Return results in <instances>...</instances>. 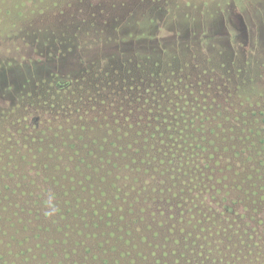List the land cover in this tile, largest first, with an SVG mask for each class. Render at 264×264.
<instances>
[{
	"label": "trees",
	"instance_id": "trees-1",
	"mask_svg": "<svg viewBox=\"0 0 264 264\" xmlns=\"http://www.w3.org/2000/svg\"><path fill=\"white\" fill-rule=\"evenodd\" d=\"M93 1L0 0V264H264V193L214 190L264 188L259 47L204 34L64 65L133 27Z\"/></svg>",
	"mask_w": 264,
	"mask_h": 264
},
{
	"label": "rangeland",
	"instance_id": "rangeland-1",
	"mask_svg": "<svg viewBox=\"0 0 264 264\" xmlns=\"http://www.w3.org/2000/svg\"><path fill=\"white\" fill-rule=\"evenodd\" d=\"M93 2H101L99 5L119 2L124 3V7H120L119 13L116 14L122 18H129L131 21V27L128 29L127 35L118 44H114L108 47H100L95 51L84 55L78 56L74 59L63 62L64 65L71 66L81 60H88L95 57H102L107 54L117 53V55L126 53L132 54L135 49L163 47V46H176L178 44H185L192 47L201 45V40L205 37L204 34H208L210 37L215 38L229 49L241 48L246 51L250 56L255 55V49H258L259 56L264 57V0H222V2L215 3L212 0H96ZM97 4V3H96ZM119 7H117L118 10ZM107 9V6L105 7ZM114 11V10H113ZM111 11L110 14L113 12ZM147 13L156 15L152 29L148 31L149 34L154 36L152 40L138 41L140 37L142 17ZM124 16V17H123ZM176 16V17H175ZM185 16H189V20L185 19ZM79 17H82L81 14ZM178 22H182L181 27ZM158 27L160 31H158ZM133 32V37H130ZM135 32V33H134ZM162 32V33H161ZM169 32L171 34L169 35ZM174 32H182L179 36ZM122 39V38H121ZM241 46V47H240ZM177 49H172L175 51ZM184 54H178V60L187 59L188 55L186 50ZM105 67L109 68L108 63L105 61ZM117 68V67H116ZM118 68H121L119 66ZM137 75L134 76V79ZM25 76L17 75L14 77L17 80L24 78ZM264 77V76H263ZM139 80V78H137ZM264 81V79H263ZM218 131V130H217ZM262 139V137H261ZM259 139L258 141H262ZM232 146L245 149L246 147L239 142L229 143ZM264 145L263 143L259 144ZM255 153V152H254ZM245 158L238 159L242 161ZM259 157L256 156V159ZM226 163V166L232 167L230 171L238 170L234 164ZM228 175H232L231 172ZM246 174L241 173L237 182L228 180L223 182L224 187L219 184H215L216 195L228 199L238 200L237 195L241 192L250 194L251 192H262L264 188L258 185V183L250 182L247 184L241 183ZM211 190V191H214ZM241 197V195H239ZM229 201V202H230ZM198 245L197 243H194ZM194 245L195 248H198ZM239 250V249H236ZM234 250L235 254L238 252ZM230 252L226 250V256L219 255V260L223 261V264H236L240 262L236 257H231ZM191 255L193 258H198L196 254H190L188 250H185L183 256ZM241 257V256H240ZM203 258V257H201ZM191 264H194L190 259ZM221 263V262H220ZM199 264V263H198ZM222 264V263H221Z\"/></svg>",
	"mask_w": 264,
	"mask_h": 264
}]
</instances>
